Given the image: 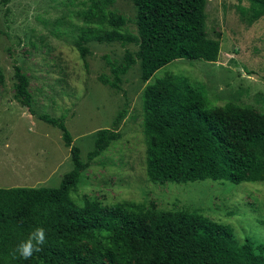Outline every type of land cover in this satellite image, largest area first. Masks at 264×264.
Masks as SVG:
<instances>
[{
  "label": "rangeland",
  "instance_id": "rangeland-1",
  "mask_svg": "<svg viewBox=\"0 0 264 264\" xmlns=\"http://www.w3.org/2000/svg\"><path fill=\"white\" fill-rule=\"evenodd\" d=\"M89 0H8L0 4V187H56L72 164L60 131L27 111L13 98V65L28 79L30 108L62 117L79 149V158L92 148L94 131L115 127L118 138L88 161L69 192L75 205L84 199L110 205L121 201L173 212L184 208L225 225L238 243L249 238L264 244V180L232 183L202 179L152 182L145 173L141 91L154 78H185L203 88L206 108L217 113L226 103L241 109L256 126L264 122V13L246 0H206L204 35L217 38L215 61L174 59L142 81L139 62L120 76L117 89L100 82L109 76L105 57L122 61L131 43L83 42L79 29L95 27L81 12ZM125 18L123 30L135 31L130 0L108 6ZM85 48L83 56L77 46ZM9 264V263H8Z\"/></svg>",
  "mask_w": 264,
  "mask_h": 264
},
{
  "label": "trees",
  "instance_id": "trees-1",
  "mask_svg": "<svg viewBox=\"0 0 264 264\" xmlns=\"http://www.w3.org/2000/svg\"><path fill=\"white\" fill-rule=\"evenodd\" d=\"M246 1L257 7L252 18L264 13V0ZM130 2L134 32L123 30L125 18L108 8L112 0H89L81 12L96 26L79 29L78 39L136 46L135 53L126 50L119 63L105 57L109 76H99L102 84L117 89L120 76L135 60L143 82L174 59L216 60L219 42L203 32L206 0ZM74 44L83 56L85 48ZM12 68L13 98L60 131L72 166L56 187H0V264H264L263 243L249 238L238 243L225 225L191 210L168 212L133 201L106 207L87 198L75 205L69 192L88 161L118 138L115 127L125 109L116 113L112 128L94 131L92 148L82 161L62 117L35 113L26 74L18 65ZM141 100L150 181L264 180V122L252 126L230 102L220 113L206 108L203 88L185 78H154L144 85ZM36 228L45 230L46 239L42 250L26 260L17 247Z\"/></svg>",
  "mask_w": 264,
  "mask_h": 264
},
{
  "label": "clouds",
  "instance_id": "clouds-1",
  "mask_svg": "<svg viewBox=\"0 0 264 264\" xmlns=\"http://www.w3.org/2000/svg\"><path fill=\"white\" fill-rule=\"evenodd\" d=\"M46 239L45 230L43 228H36L33 232L29 234V237L22 241L18 247L17 251L19 255L24 259H30L34 253H38L42 250V245Z\"/></svg>",
  "mask_w": 264,
  "mask_h": 264
}]
</instances>
